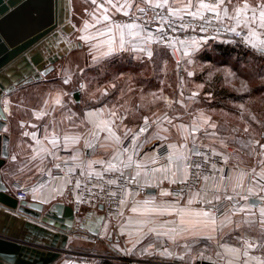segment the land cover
<instances>
[{
    "label": "crops",
    "instance_id": "crops-1",
    "mask_svg": "<svg viewBox=\"0 0 264 264\" xmlns=\"http://www.w3.org/2000/svg\"><path fill=\"white\" fill-rule=\"evenodd\" d=\"M256 1L258 0H231L229 3V0H224L222 7H228L229 14L234 15L236 8H243L244 4L247 3L249 5V17L252 15L251 9H255L257 21H250L247 26L241 23L238 28L247 33L248 39L258 42L264 41V27H261L259 23V12L264 10V5L254 4ZM81 2L83 8L77 10L79 0H69V16L65 22L66 29L60 33L61 37L54 45V52L64 53L63 57L54 64V70L48 77L31 84V89L42 90L41 88L47 86L53 89L54 91L49 94V98L54 103L53 106L44 109L43 115L39 112L35 113L39 108L31 106V122L21 119L14 121L12 116L7 118L9 157L0 169L4 182L11 186L12 191H14V181L29 183L36 174L40 163L45 160H53L60 152L65 153L71 159L76 157L72 160L80 164L82 169L88 171L104 170L109 166V163L119 168L131 157V161L137 165L135 172L137 181L147 189L146 194L142 195L141 198H138L140 195L128 194L120 221L116 225L106 221L104 224L110 225L111 229L114 230V234L109 232L108 235L110 236H107L106 239L110 241L113 234L114 242L119 244V249H112L121 258L131 255L138 243L140 245L144 243L145 248L151 245L149 251L152 252V255L142 254L141 251L140 256L151 257L152 259H139L140 264L179 262L180 257H183L186 252V247H182L180 241L213 234L212 225L205 226L202 223L203 218L196 215L200 210H209L206 208L209 204L202 201L204 196L212 198L211 205L221 203L226 206V210L228 205H239L240 209H248L254 216L252 222L260 223L264 219L258 217L261 215L260 209L264 208V170L258 162H254L260 154H264L262 152L264 149L260 148V144H264V140L259 141L257 138H251L252 150L248 152L250 163L240 167L235 164H227L225 172L221 171L218 176L205 179L197 192L191 193L180 202L172 200V189L179 183L177 178L187 175V165L184 158L187 156L189 145L192 143L187 130L194 127L195 120L190 117L185 120V118L180 119L166 115V113L171 112L168 103L164 108L166 109L165 112H163L164 109H158L157 106L151 105L149 107L146 89L148 85L146 83L149 77L158 80L160 76L158 74L159 77L157 75L149 76L148 66L156 65L168 58L174 59L178 66H184L189 61L208 63L212 59L213 52L218 51L213 46V42L207 41L198 47L194 44L192 47H183L180 44L166 47L157 43L153 38L152 41H149V46L153 51L152 59H149L146 54L128 50H119L111 55L103 56L102 53L108 50L109 41H111L112 46L119 48L121 35L125 40V49L136 48L144 44L143 39L133 42V35L127 28L120 32L114 30L111 34L106 32V28L109 24L127 25L133 21L140 25L141 20L136 19L134 11L139 5L146 3L144 0H96L95 3L92 0H81ZM158 2L162 3L163 0H150L151 4ZM188 2L189 0H169V4L174 9L184 8ZM195 2L197 0H193V3ZM127 4H131L132 8H121V5ZM105 9H107L106 12ZM124 11H128L129 15H124ZM104 15H108L110 20L104 21L102 19ZM181 15H183L182 12L176 13V16ZM221 15H223L222 12ZM96 18H100L101 22L96 23ZM229 21L236 26L235 21ZM86 24L88 25L87 29H85ZM101 31L105 34L100 35ZM252 33L255 35L253 36ZM81 36L90 37V39L86 43L80 39ZM248 44L250 49L259 51L258 47H252L250 43ZM193 48L196 50L193 51ZM185 52L188 55H184ZM93 56L99 57V59H93ZM102 69L109 77L108 86L97 81L96 86L101 88L100 91L102 92L106 87H112L116 80L112 81V79L115 76L129 75L128 81L135 83L133 99L129 103L121 104L120 107L115 102L108 105L97 103L96 105L85 106L90 101L89 99L93 101V96L89 97L85 91L88 82L86 74L93 70L100 74ZM182 74V72H178L177 79H181ZM184 77L189 79L193 78L194 75L187 73ZM66 79L68 83H64ZM76 90L80 94L79 102H75L73 99V93ZM173 93L175 96H173L174 94L171 96L176 98V107L186 113L190 109L192 101L190 99L186 103L185 97H193V94L179 89ZM44 97H48L47 94ZM166 97L171 100L170 96ZM66 98L73 100L74 106H70V110L76 113L75 117L60 116V112H67L65 108L60 106V102ZM57 100L60 102L57 103ZM75 109L76 111L80 110V116H77ZM113 112L116 113L115 116L112 115ZM127 113H132V115L127 116ZM149 113L152 115L149 116ZM160 113L161 115H158ZM44 114L49 116L45 118ZM145 118L148 119L150 128L143 135L137 136L135 130L145 122ZM38 128L43 130V136L39 140L37 139ZM240 129L246 133L249 125L243 121ZM25 133L29 135H25ZM33 133L34 136L31 135ZM245 133L242 132L241 134L244 135ZM134 136H137L138 148L132 146ZM130 137L129 145H124ZM221 137L225 141L228 139V137ZM53 141L56 142V147L53 146ZM257 141L260 143H256ZM124 149H128V151L125 152ZM161 154L170 156V161L148 171L147 165L154 162ZM227 160H229L228 155ZM89 162H93L90 168L88 167ZM174 180L177 182H173ZM66 186L65 179L41 186L31 191L25 200L45 206L56 202L72 205L74 197L67 196ZM162 193L168 194L163 195ZM197 193H201V196H197ZM217 196L219 199L215 198ZM228 197H232V199H228ZM251 198L259 200V204L257 206L250 205L249 200ZM189 199L192 200L191 204L188 203ZM134 208L136 211H133ZM89 211L91 210H86L81 214L83 219L87 220L85 215ZM1 212L4 211L0 209V228L8 227L9 222L5 221L4 213ZM18 218L21 217L18 216ZM215 219L216 223L221 220L216 217ZM182 220L183 224L181 223ZM24 222L25 219H17L15 225L23 227ZM150 229L152 231H149ZM173 229L178 231H173ZM10 230L17 231L15 227L11 226ZM246 238L250 239L253 247L249 248L247 245L242 246L240 244L221 246L222 264H245L246 261L248 264H264V237L260 240L254 236H246ZM165 239H170L171 244L163 248ZM48 241V239L43 240L44 243ZM91 242L82 237L69 236L65 251L54 264H122L118 262L116 256H98L92 251L82 248L86 244L90 245ZM125 243L130 246V249L123 250L121 248V245ZM39 249L46 250L43 247ZM165 249L171 255H161L160 253L164 252ZM229 249H236L238 252L231 253Z\"/></svg>",
    "mask_w": 264,
    "mask_h": 264
},
{
    "label": "rangeland",
    "instance_id": "rangeland-1",
    "mask_svg": "<svg viewBox=\"0 0 264 264\" xmlns=\"http://www.w3.org/2000/svg\"><path fill=\"white\" fill-rule=\"evenodd\" d=\"M255 3L262 6L264 5V0H258L254 2V4ZM82 8V2L79 0L77 10ZM216 40L217 41H211L213 42V46L221 43L227 44L225 39ZM247 46L250 48L249 45ZM251 51H253V49H251ZM254 51L253 54H248L246 57L245 54L242 53L238 55L236 53H234V55H223L218 51L213 52L212 59L208 63L189 61V63L186 62L184 66H178L174 59L168 58L167 60L165 59L158 62L156 65L148 66L147 72L149 76H155L157 74L160 76L157 75L159 77L158 80L149 77L146 83L148 85L146 89L149 107L153 105L157 106L158 109H164L168 103L171 112L166 113V115H171L172 117H178L180 119L185 118V120H188L189 117L193 118L195 120L194 127L187 130L188 136L192 141L189 148L194 145L211 149L222 157L226 167L228 166L227 164H235L240 167L245 164L247 165L248 162L250 163V161H248V152L252 150L251 136L254 135V138L259 139V141L264 140V135L261 134L264 132L262 128L250 130L252 135L250 134L251 136L247 137L246 135L249 133V129L246 130L245 133L239 127L243 124V116H245V113L235 114L236 110H242L248 113L249 105L252 102L264 105V52L256 49H254ZM178 72L183 73L181 79H177ZM189 72L194 75L193 78L188 79L184 77V75ZM86 76L88 82L85 91L89 97L93 96V101L89 99L90 101H88L85 106L96 105L97 103L108 105L115 102L119 104L120 107L121 104L129 103L133 99V86L135 83L133 81V83L128 81V74L126 76L121 75V77L115 76L112 81L115 79L117 80L113 82L116 87H106L108 92L107 95H103V92L100 91L101 88L96 86L97 81L107 86L109 84V77L103 69L100 74L95 73L93 70L89 71ZM255 85L260 88L258 89L259 91L244 101L231 100L224 103L213 96L219 86H225L236 93H242L246 92V90H250ZM41 89L42 90L31 89V84H29L19 87V89H17L18 91L15 89L16 91L13 90L8 95H5L2 104L5 107L7 118L12 116L14 121L21 119L31 122V106L39 108L35 113L39 112V114L42 113L43 115L42 111L48 109V107L51 108L54 104L52 99L49 98L50 92L54 90L48 88V86ZM177 89L181 91L184 90L185 92L188 91L190 94H193V92L197 93V95L193 97H185L186 103L187 100L191 99L190 101H192L191 107L187 111L188 113L180 111L178 107H176V98L173 97L175 96L173 92ZM45 94H47L48 97H44ZM166 96H170L171 100L167 99ZM72 105L74 106V103L71 98L62 100L60 106L65 108L67 112H60V116L67 115L68 117H75L76 113L70 110V106ZM165 110L166 109H164L163 112H165ZM76 112L77 116H80V110L78 109ZM44 115L45 118L49 116L47 114ZM124 115L126 114L124 113ZM130 115H132V113H127V116ZM134 115L138 116L139 114ZM150 115L152 114L149 113V116ZM158 115H161V113ZM256 116L259 119L260 115L256 114ZM262 118L263 117H261V119ZM205 121H207V123H205ZM213 124L215 125L214 128L211 126ZM37 130L39 132L37 139L39 140L43 136V130L42 128H38ZM242 132L246 135L241 134ZM221 136H224V138L228 137L227 141ZM227 155L229 160H227ZM232 160L234 161L232 162ZM257 162L264 170V154L258 156L254 163ZM189 195L178 198V201H183ZM141 197L142 195L138 196V198ZM172 200L176 201L175 197H173ZM226 217L227 222L221 224L223 221L222 219ZM258 217L264 218L261 215ZM253 218L254 216L248 209L241 211L239 205H228L225 216L220 218L221 220L219 219L221 222H217L215 226L212 225V230H215H213L211 236H201L191 240L184 239V241H180V245L186 247V252L182 258L180 257L179 262L175 263L222 264L220 256V248L222 245L240 244L243 246L251 244L250 239H247L246 236H254L257 240L264 237V225L256 222L253 223ZM109 232L113 233L114 230L111 229L110 225L105 223L103 229L100 231L99 237L92 241L90 245L86 244L82 248H85L87 251H92L93 254L95 253L98 256H116L118 262L122 264H140L141 262L139 259H152L151 257L140 256V252L145 249L144 243L142 245L138 243L134 250H132L131 255L121 258L119 254H115L112 249H119V244L117 245L114 242V233H111L112 238L110 241L106 239L107 236H110L108 235ZM170 244V239H165L163 248L168 247ZM121 248L123 250H128L130 246L125 243L121 245Z\"/></svg>",
    "mask_w": 264,
    "mask_h": 264
},
{
    "label": "water",
    "instance_id": "water-1",
    "mask_svg": "<svg viewBox=\"0 0 264 264\" xmlns=\"http://www.w3.org/2000/svg\"><path fill=\"white\" fill-rule=\"evenodd\" d=\"M68 3L69 0H0V169L9 157L3 97L44 79L63 57L64 53L54 52V45L66 29ZM73 99L79 102L78 90ZM249 204L257 206L259 200L251 198ZM0 209L9 222L8 227L0 228V264H54L65 251L69 236L94 241L105 221L101 205L89 211L86 220L62 202L45 206L18 200L1 172ZM17 219H25L23 227L15 225ZM10 226L17 231H11ZM44 239L49 241L44 243Z\"/></svg>",
    "mask_w": 264,
    "mask_h": 264
},
{
    "label": "built area",
    "instance_id": "built-area-1",
    "mask_svg": "<svg viewBox=\"0 0 264 264\" xmlns=\"http://www.w3.org/2000/svg\"><path fill=\"white\" fill-rule=\"evenodd\" d=\"M147 7L148 4L139 5L134 12L135 17H140V20L144 19L143 14L140 13L138 9ZM156 11H160V9H157ZM153 15L154 12L149 11L148 16L151 17ZM185 19H188V17H185ZM179 22V19H177V23ZM192 23L195 26L198 25L200 21H192ZM158 27H160V25L155 21L148 26L150 32L154 36V39L155 32ZM233 27H235V31L224 30ZM237 32L239 33V35L236 34ZM167 34L174 39L188 41L189 43H191L192 41H198L201 37L206 36L209 37L207 41L216 39H228L241 42L245 45H249L247 42V33L243 29L234 26V24L229 20H223L222 23H218L216 20H212V23L207 26L206 32H201L199 27H195L194 31L192 30V28H189L186 31H181L178 29L176 32L168 31ZM211 37H215V39H211ZM142 127H145V123L141 124L135 130L136 135L137 133H139V129ZM147 128H150L149 122ZM144 133L139 134L138 136H141ZM130 141L131 137L125 141L124 145L128 146ZM184 159L187 165V175L185 178L188 180V185L179 182L174 186V188L172 189V195L173 197H175L176 201H178V198L180 197L200 190L201 185L205 179L218 176L221 171L225 172V170H227L226 164L222 157L208 148L193 145L189 148V152ZM64 161H67V163H64ZM169 161L170 156L161 154L154 162L147 165L146 169L148 171H152L155 167L161 164H166ZM57 164L60 165V168L56 167ZM194 164H199V167H193ZM68 169H71L72 171L67 179L73 182L75 180H80L82 186L88 183L86 177L80 175L82 171L103 172L105 182L109 179H114L117 181L116 184L108 185L106 183L93 180L92 184H88V187L93 188V185H96V187L93 188V192L96 193V195H91L87 191L83 192L82 195H78L72 184L67 183L66 194L69 197H74L71 206L76 215H81L86 210H97L98 206L101 205L103 207L102 212L104 213L105 221L112 225H116L121 219L123 207L125 204H120L119 201H126L128 194L144 195L147 191L145 187L138 183L135 175L137 165L132 161H126L122 163L118 168L119 171H88L82 169L80 164L69 158L65 153L60 152L53 160L42 161L38 167L36 174L29 183L24 184L18 181H14L13 195L18 200H25L28 198L31 191L41 186L65 179V172H67ZM193 173H195L196 176L195 183L192 182ZM102 183L105 191H101L100 185ZM70 189L72 190L70 191ZM181 189H185V191H181ZM110 193H116V195L112 196L110 195ZM206 208L213 209L215 212V217L217 219L224 217L226 214V208L223 204H213L207 206ZM157 264L179 263L168 262Z\"/></svg>",
    "mask_w": 264,
    "mask_h": 264
},
{
    "label": "snow or ice",
    "instance_id": "snow-or-ice-1",
    "mask_svg": "<svg viewBox=\"0 0 264 264\" xmlns=\"http://www.w3.org/2000/svg\"><path fill=\"white\" fill-rule=\"evenodd\" d=\"M92 2L95 3L96 0H92ZM144 2L146 4H148V7L138 9V11L140 13H142L143 17H144V19L141 20L140 25H137L135 23V21H133V23L127 24V25L109 24L106 28V32L108 34L113 33L114 30L117 32H120L122 29L127 28L130 30L131 34L133 35V42L140 40V39H143L144 44L142 46H139L136 48L129 47V48L125 49V40L123 38V35H121L119 48L112 46L111 41H109L108 50L106 52L102 53L103 56L111 55L114 52L119 51V50H128L131 52L146 54L149 59H152L153 51L149 46V41H152L154 36L150 32L148 26L150 24H152L154 21L160 25V27H158L156 29V32H155L156 42L161 44V45H164L166 47H173L174 44H180L183 47H192L194 44L198 47L200 44L206 43L207 40L209 39V37L205 36V37H201L200 40H198V41H192L191 43H189L188 41L174 39L173 37H171L167 34L168 31L176 32L178 29L181 31H186L189 28H192V30L194 31L195 27H199L201 32H206L207 26L212 23V20H216L218 23H222L224 19L233 20V21H235L237 27L241 23H243L245 26H247L250 21L251 22L257 21V15H256L255 9H251L252 15L249 17V15H248L249 5L247 3L244 4L243 8H236L234 10V15H230L228 7H226V6L222 7L224 5V0H208V2H205V0H197V2H195V3H193V0H189L187 6L182 8V9H174L169 4V0H163L162 3L158 2L155 4H151L150 0H144ZM229 3H231V0H229ZM125 7L128 9H131L132 5L131 4L121 5V8H125ZM157 9H160V11H156ZM165 9H166V11H165ZM117 10L119 11L120 9H117ZM106 11H107V9H105V12ZM149 11L154 12V15L149 17L148 16ZM177 12H182L183 15L176 17ZM221 12L223 13V15H221ZM123 14L127 16V15H129V12L124 11ZM185 17H188V19H185ZM242 17H243V19H242ZM102 19L104 21H109L110 17L108 15H104L102 17ZM136 19H140V17H137ZM177 19H179V21H180L179 23H177ZM192 21H200V23L198 25L194 26ZM100 22H101L100 18H96V23H100ZM259 23H260L261 27H264V10H261L259 12ZM87 27H88V25L86 24L85 29H87ZM93 27H94V25H93ZM137 29H139V32H137ZM224 30L225 31H235V27L224 29ZM99 34L104 35L105 32L101 31ZM236 34L239 35L238 32ZM252 35L254 36L255 34L252 33ZM80 39L84 40L87 43L88 40L90 39V37L81 36ZM211 39H215V37H211ZM247 42L250 43L252 47H258L260 51L264 52V41H258L257 42V41H254L252 39H248ZM195 50L196 49L193 48V51H195ZM184 55H188V53L185 52ZM93 59H99V57L93 56ZM188 75H192V73L189 72ZM64 83H68V80L66 79L64 81ZM112 87H115V85L113 84ZM102 94L107 95L108 94L107 90L105 89ZM195 95H197V93H193V96H195ZM59 102L60 101L57 100V103H59ZM112 115L115 116L116 113L113 112ZM144 123H145V127H142L139 129V133H137V136L148 130V128H147L148 119L147 118H145ZM205 123H207V121H205ZM211 126L213 128L215 127L214 124ZM25 135H29V134L25 133ZM31 135L34 136L35 134L33 133ZM125 135H127V133H125ZM137 136L133 137V140H132L133 148L139 147V145L136 143ZM256 143L259 144L260 142L257 141ZM53 146L54 147L57 146L55 141H53ZM260 148L264 149V144H260ZM124 151L127 152L128 149H124ZM51 154L54 155V153H51ZM13 159H15V157H13ZM72 159H76V157H73ZM128 159H129V161H131V157H129ZM64 163H67V161H64ZM92 163L93 162H89V164H88L89 168L91 167ZM94 163H102V162H94ZM56 167L60 168V165L57 164ZM193 167L198 168L199 164H194ZM62 171H63V169H62ZM71 171H72L71 169H68L67 172H65V183L66 184L67 183L72 184L73 188L77 191L78 195H82V193L85 191H87L91 195H96V193L93 192V188L96 187V185H93V188L88 187V184H92L93 180L100 181V182L106 183L108 185H113V184L117 183V181L114 179H109L105 182L103 172L82 171L80 173V175L86 177L87 182H88L87 184L82 186L80 180H75L73 182V181L67 179V177L70 176ZM103 171L104 172L119 171V169L116 168L111 163H109V166L107 168H105ZM137 175H139V172H137ZM177 179L179 180V182L188 185V180L184 176H180ZM195 180H196V176H195V173H193L192 182L195 183ZM173 182H177V181L174 180ZM103 183L100 185L101 191H105V189L103 187ZM71 190L72 189H70V191ZM181 191H185V189H181ZM162 194L167 195L168 193H162ZM110 195L115 196L116 193H110ZM197 196H201V193H197ZM215 198L219 199L218 196ZM228 199H232V197H228ZM202 201L205 204L211 205L212 198L208 197V196H204V197H202ZM191 202H192V200L189 199L188 203L191 204ZM119 203L123 204V203H125V201L121 200V201H119ZM243 210L244 209H241V211H243ZM133 211H136V209L134 208ZM177 214L179 215V213H177ZM260 214L262 217H264V208L260 209ZM196 215L198 217L203 218L202 223L205 226H207L208 224H211L214 226L216 225L215 212L213 209L200 210L198 213H196ZM225 222H227V217L225 218V221L221 222V224H223ZM181 223L183 224V220L181 221ZM260 223L264 224V219H262L260 221ZM213 230H215V229H213ZM149 231H152V230L150 229ZM173 231H178V230L173 229ZM158 235H159V233H158ZM150 247H151V245H149L148 248L143 249L142 254L152 255V252L149 251ZM247 247L251 248V247H253V245L248 244ZM229 252L236 253V252H238V250L229 249ZM160 254L161 255H164V254L171 255V253H169L167 251V249H165V251L160 253ZM245 255H247V252H245ZM245 264H248V261H246Z\"/></svg>",
    "mask_w": 264,
    "mask_h": 264
},
{
    "label": "trees",
    "instance_id": "trees-1",
    "mask_svg": "<svg viewBox=\"0 0 264 264\" xmlns=\"http://www.w3.org/2000/svg\"><path fill=\"white\" fill-rule=\"evenodd\" d=\"M210 41H217V40H210ZM227 44H216L214 45L215 48H217L218 51H220V54L223 55H234V53L238 54H245V57L248 56V54H253L255 51H251V49L241 42L235 41V40H228L225 39ZM260 89L257 85L252 87L250 90H246V92L242 93H236L233 90H229L225 86H219L217 87L216 92L214 93V97L221 100V102L227 103L231 100L235 101H244L251 96L254 95L257 91ZM243 114L245 113V116H243V120L246 121V123L249 125V133L246 135L247 137H250L252 134L250 133V130H258L259 128L264 130V105H259L254 102L250 103L249 105V112L246 113L242 110H236L235 114ZM248 114V115H246ZM256 114L260 115L259 119L257 118ZM261 117H263L261 119ZM240 127V126H239ZM251 134V135H250ZM264 135V132L261 133ZM250 138H254V135Z\"/></svg>",
    "mask_w": 264,
    "mask_h": 264
}]
</instances>
